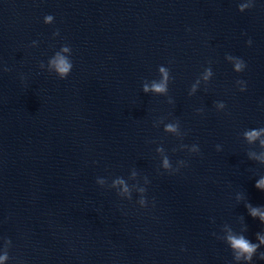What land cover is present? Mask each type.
Wrapping results in <instances>:
<instances>
[{
    "label": "water",
    "instance_id": "95a60500",
    "mask_svg": "<svg viewBox=\"0 0 264 264\" xmlns=\"http://www.w3.org/2000/svg\"><path fill=\"white\" fill-rule=\"evenodd\" d=\"M65 44L61 80L47 63ZM159 66L168 94L145 93ZM177 120L182 139L166 131ZM262 127L264 0H0V146L94 264H247L227 236H264L245 207L264 206V133L245 135ZM165 155L186 166L165 171Z\"/></svg>",
    "mask_w": 264,
    "mask_h": 264
},
{
    "label": "clouds",
    "instance_id": "9594fccd",
    "mask_svg": "<svg viewBox=\"0 0 264 264\" xmlns=\"http://www.w3.org/2000/svg\"><path fill=\"white\" fill-rule=\"evenodd\" d=\"M253 7L252 2L250 3H240L238 5V10L240 12H244L245 8H251ZM54 22V17L53 15L49 14L46 15L44 17V23L45 24H52ZM59 30L57 29L55 32H53V37L59 36ZM247 44L249 46H251L252 41L251 39H249L247 41ZM32 46L35 47L37 46V41H33L32 42ZM72 49L69 45L65 44L62 45L59 51H56L55 54L49 59L47 65H48V72L49 73H55L56 76L63 80L66 79L69 74L71 73V70L73 68V63L70 59V55H71ZM226 57L229 60H234L235 61V66H234V71L236 73H240L243 72L244 69L246 68V63L242 58L239 57H234L232 55H226ZM40 68L44 69L45 68V64L43 62L40 63ZM5 72L10 71V69L8 68H4L3 69ZM159 74L161 75V79L159 80V82H157L156 80L152 81L151 84V89H149L147 83L143 84V91L145 93L151 91L154 93H158V94H168L169 89H168V85H169V72L170 70L168 68H166L165 66H159L158 68ZM213 75L212 69L211 67H208L206 69V74L204 79H208L209 76ZM173 79V77H171V80ZM236 83L238 85H240V91L243 92L246 90V82L243 80H237ZM193 91H194V87H193ZM189 95H192V92H189ZM168 103H173L172 99L168 100ZM216 108L219 109H224L226 107V105L223 102H217L216 103ZM203 111V109H197V113H201ZM179 121L177 120L176 124H167L166 125V131L168 132H172V133H177L178 136L182 139L183 135H185L186 133H179L178 129H179ZM261 133H264V127L260 128L259 131L257 130H253L250 132H246L245 135L248 139L249 142L256 140ZM260 147L262 149H264V140H260ZM181 149L187 148L188 151L190 153H199L200 149L198 145H192L191 147H189L188 145H184L181 144L180 145ZM217 151L221 150L220 145L216 146ZM157 151L159 152H163L164 148L160 147L157 149ZM173 152L176 151V149H172ZM254 155V153H253ZM257 160H259L261 162V165H264V152L261 153V156L255 157ZM178 167L176 169H173L172 164L170 163V159L167 155L164 156L163 159V169L165 171L168 172H175L179 170V167L182 166H186L185 161L181 160L177 162ZM145 180L147 183H149V180L147 177H145ZM114 183L117 184H124V180L118 178ZM255 187L257 189H262L264 190V178H261L260 180L256 181L255 183ZM124 191L127 192L128 188L125 186L124 187ZM141 192H146V189H141ZM145 197L141 198V205L145 204ZM245 207L249 210V214L251 215V217L255 218L257 216H259L260 221L264 222V211H262L261 209L264 208V206H253L251 203H247L245 205ZM246 230V229H245ZM256 238L259 240V244L253 243L251 242L248 238H246L243 234L240 235H228L227 236V244L229 245V247L231 248L232 252H233V258L235 261H240L243 260L245 262H247V264H251L252 259L254 254L257 253L258 248L260 247L261 244H264V236H261L260 233H256ZM8 243H11L10 239H7ZM183 250V249H182ZM9 256L8 253L5 252L4 256H0V262H3L5 260H8ZM259 259L260 260H264V252H261L259 255Z\"/></svg>",
    "mask_w": 264,
    "mask_h": 264
}]
</instances>
